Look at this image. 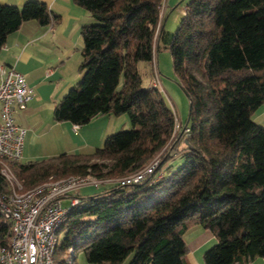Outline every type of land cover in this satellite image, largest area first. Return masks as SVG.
I'll return each instance as SVG.
<instances>
[{"label":"trees","instance_id":"obj_1","mask_svg":"<svg viewBox=\"0 0 264 264\" xmlns=\"http://www.w3.org/2000/svg\"><path fill=\"white\" fill-rule=\"evenodd\" d=\"M72 1L91 21L80 28V78L55 104L53 119L82 126L96 115L126 113L132 127L85 153L9 162L24 189L72 175L108 180L79 193L57 231L54 264H77L78 252L91 264L127 257L128 264H185L182 235L192 223L216 238L204 264L264 258V124L251 117L264 104V0H187L167 45L188 99V132L175 129L174 110L158 85L141 84L137 68L147 62L158 84L153 64L165 40L167 0ZM27 20L48 25L58 16L40 0L0 3V48ZM171 150L182 159L174 169ZM156 158L141 181L117 182ZM1 165L0 196L9 191ZM9 238L0 212V245Z\"/></svg>","mask_w":264,"mask_h":264},{"label":"crops","instance_id":"obj_2","mask_svg":"<svg viewBox=\"0 0 264 264\" xmlns=\"http://www.w3.org/2000/svg\"><path fill=\"white\" fill-rule=\"evenodd\" d=\"M25 1L0 0V3L21 6ZM40 1L58 16V20L48 25H41L36 20L24 21L7 36L0 48V77L3 68H13L23 74L34 92L24 108L13 111L15 123L25 129L21 162L44 159L62 152L91 151L95 146L92 138L96 139L98 135L103 138L114 132L120 121L125 125L129 121L125 115L101 114L74 132L72 123L53 119L55 104L80 78L77 66L82 47L80 28L91 21V16L72 0ZM251 117L264 124V104ZM81 190L92 192L87 185ZM183 239L188 248L185 264H204L205 250L216 242L213 233L199 224H192L183 233ZM128 262L129 257L121 264ZM247 264H264V258L255 257Z\"/></svg>","mask_w":264,"mask_h":264},{"label":"built area","instance_id":"obj_3","mask_svg":"<svg viewBox=\"0 0 264 264\" xmlns=\"http://www.w3.org/2000/svg\"><path fill=\"white\" fill-rule=\"evenodd\" d=\"M149 85H158L156 80ZM33 88L25 77L13 68H3L0 77V162L1 173L9 184V191L0 196V212L10 225L7 245H0V264H54L58 242L57 231L67 219L69 210L79 203L81 187L99 186V181L88 176L50 178L33 188L24 189L12 174L9 162L22 157L25 129L15 123L13 111L22 109L33 97ZM79 126L73 124L77 131ZM179 128V127H178ZM177 130V129H176ZM188 127L182 131L188 132ZM158 163L154 159L143 170L117 180L120 184L141 181L151 174ZM67 200V205L62 200Z\"/></svg>","mask_w":264,"mask_h":264},{"label":"rangeland","instance_id":"obj_4","mask_svg":"<svg viewBox=\"0 0 264 264\" xmlns=\"http://www.w3.org/2000/svg\"><path fill=\"white\" fill-rule=\"evenodd\" d=\"M186 2H187V0H167L166 3L164 1L163 8L166 5L165 13H164V23H163V32H164L165 40L160 39L157 46L155 47V62L153 64V70H155L156 75H157L159 91L162 94V96L164 97L166 104L175 112V119L177 121V122H175L176 123L175 129H178V127L180 126L178 131H181V129L184 127V125H186L189 104H188V99H187L186 94L184 93L183 89L181 88V86L179 85V83L176 80V76H175L173 68H172V59H171V55H170V52L168 49L167 41H168V37L172 33H174V31H175L176 27L178 26L180 20L183 18L182 10H183ZM157 37H158V35L155 36V40H157ZM78 65H79V63L77 64V66ZM137 68H138V71H139L140 76H141V84L146 87L148 85V83H150L152 76H153V74H152L153 72L151 70L152 68L145 61L137 62ZM77 82H75V84ZM121 84H122V78L118 84V88H120ZM67 91H66V93H67ZM118 115L119 116H121V115L127 116L126 113H121ZM127 118H128V116H127ZM128 120H129V118H128ZM86 124H88V122L85 123V125ZM131 127L132 126H131L130 121H128L127 125L123 124V122L120 121L118 123V128L114 132H110L109 134H107V136L112 134V133H115L121 129H129ZM105 137L106 136H104L103 138H99V135H98V138L97 137H96V139L92 138L91 142L95 143V146H93V148H91V150L94 148H97V147H101L103 145ZM81 149H84V148H81ZM87 149H89V148H87ZM79 152L80 151H78L77 153H79ZM175 152H176L175 150H171V157L167 161V164H172L171 169L176 168V166L178 164H180L182 161L181 157H179V155H176ZM62 153H68V152H62ZM54 156H56V155H54ZM50 157H52V156H50ZM38 160H40V159H38ZM87 186H90L91 191L96 190V187L93 185H87ZM83 191L84 190L80 191L81 196L87 195V194L89 195V193H92V192H83ZM62 203L64 205H67L68 201L64 199V200H62ZM192 224H190L188 226V228ZM62 236H63V231H59L57 234L58 240H60L62 238ZM75 261L77 264H91V263L87 262L85 256L81 252H78L75 254Z\"/></svg>","mask_w":264,"mask_h":264},{"label":"water","instance_id":"obj_5","mask_svg":"<svg viewBox=\"0 0 264 264\" xmlns=\"http://www.w3.org/2000/svg\"><path fill=\"white\" fill-rule=\"evenodd\" d=\"M189 118H187V120H188ZM185 142H186V140H184Z\"/></svg>","mask_w":264,"mask_h":264}]
</instances>
